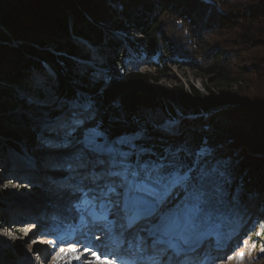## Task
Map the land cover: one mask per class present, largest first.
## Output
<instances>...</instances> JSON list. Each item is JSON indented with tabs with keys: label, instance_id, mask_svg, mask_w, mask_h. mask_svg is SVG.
Wrapping results in <instances>:
<instances>
[{
	"label": "trees",
	"instance_id": "1",
	"mask_svg": "<svg viewBox=\"0 0 264 264\" xmlns=\"http://www.w3.org/2000/svg\"><path fill=\"white\" fill-rule=\"evenodd\" d=\"M153 11L158 14L148 19ZM0 28V82L29 90L37 74L27 81L30 73L42 71L44 62L56 75L57 96L91 101L106 137L142 131L144 144L157 152L182 148L189 163L207 147L213 162H221L230 202L245 205L252 195L264 198V100L252 97L246 85L253 78L264 81V0H0ZM113 30L141 35L131 44L133 52L157 56L156 64L145 71L126 70ZM73 37L102 49L105 83H92L89 70H74L71 57H79L85 44L79 46ZM13 41L22 43L14 48ZM182 62L210 85L205 94L191 86L187 99L181 97V113L195 117L170 125L174 114L163 109L152 84L165 76L167 64ZM9 106L31 107L0 85V111ZM40 129L23 115L1 116L0 148L17 150L10 141L17 135L35 143ZM257 224L264 235V215Z\"/></svg>",
	"mask_w": 264,
	"mask_h": 264
},
{
	"label": "snow or ice",
	"instance_id": "2",
	"mask_svg": "<svg viewBox=\"0 0 264 264\" xmlns=\"http://www.w3.org/2000/svg\"><path fill=\"white\" fill-rule=\"evenodd\" d=\"M74 124L67 135L83 121ZM144 139L142 131L111 139L89 129L82 148L71 157L69 170H83L69 186L74 219L101 226L113 245L128 252L127 258L114 257L88 244L74 259L83 257L86 264H196L193 254L210 236H218L228 221L233 209L225 191V172L221 162L211 159V149L202 147L189 163L184 149L157 152ZM62 242H52V264L65 253L77 252L75 246L56 251L55 245ZM228 250L224 245L216 258L219 264L233 259ZM234 255L243 260L242 250Z\"/></svg>",
	"mask_w": 264,
	"mask_h": 264
},
{
	"label": "rangeland",
	"instance_id": "3",
	"mask_svg": "<svg viewBox=\"0 0 264 264\" xmlns=\"http://www.w3.org/2000/svg\"><path fill=\"white\" fill-rule=\"evenodd\" d=\"M118 5V4H116ZM119 6V5H118ZM158 13L156 11H153L148 19H152L154 16H156ZM119 15V14H118ZM120 18V17H119ZM72 26L71 21L69 22L68 30H70ZM0 30L4 31L2 28ZM111 31V30H108ZM115 30H113L114 32ZM185 36V35H184ZM124 37H127L132 43H136V40H139L142 38V36L138 35L136 32H131L125 34L124 32H118L115 31L112 35L113 40L119 43V53H124L123 51L127 48V43L123 41ZM121 38V39H120ZM186 38V37H185ZM72 41H74L79 46H83L84 43L81 44V39L78 37L71 38ZM127 39V40H128ZM22 42L19 41H13L9 45L11 47H18L21 45ZM86 47L84 48V52L80 54V56H85L84 60H79L77 58L71 57L72 64L74 65V70L78 73H81L84 68H87L86 70L90 69V61L92 63L99 64L98 57L97 60L95 56L90 57L91 53H98L99 51L96 49H100V52L102 53L101 56H103V51L100 47ZM104 49H106L104 47ZM48 52H52L51 47L46 49ZM127 53L129 57L132 56V52L130 48H127ZM88 54V55H87ZM264 54V53H263ZM98 55V54H96ZM87 57L89 60H87ZM80 58V57H79ZM94 58V59H92ZM103 58V57H102ZM232 58V61L235 60L234 57ZM76 59V60H75ZM77 60H79L77 63H75ZM199 61L202 62V60L199 58ZM88 61V62H87ZM152 62V60H151ZM181 62V61H180ZM143 65H141V69L145 70L143 68H146L145 66L148 65L147 62L144 63L142 61ZM236 63V62H235ZM234 63V64H235ZM79 65L80 67H78ZM40 67L42 71L37 72L33 71L30 73L31 76L28 77L27 81H29L32 77V75H35L36 73H47L45 76L48 77L50 75L52 77V73H50L49 69L50 67L44 63H40ZM100 67H104L103 64H100ZM128 67H131L130 64H128ZM248 67V66H247ZM85 70V71H86ZM100 71L93 70V74L90 75V80L92 83H98V82H106L104 72H102L101 68H99ZM167 73L165 76H163L158 82H155L152 84L153 91H155L158 100L163 107V109L171 110L174 114V118L171 117V125L177 124V119L182 118H191L195 117L194 115H188L185 116L181 113V97L183 96L185 99L190 95V87H194L197 89L200 93L205 94L204 87L206 85H210V80L208 78H199L196 71L192 70L191 67L187 66V64L182 63H170V65H166ZM90 71V70H89ZM44 76V75H43ZM56 76V75H55ZM47 77L45 80H47ZM35 78H37V74L35 75ZM37 80H42L41 78H37ZM52 78L50 79V81ZM0 85L2 87L10 88L14 92L16 91L20 98H24L26 100V97L30 99L31 93H33L34 88L31 87L29 90L25 89H19L16 86H10L4 82H0ZM55 85L56 83L52 84V91L48 90L46 91L48 94V101L52 100L55 103L53 104L55 109L60 112L62 115L63 112H65V117L67 119H76L77 121H83V124H81L80 127L76 129L72 135H70L69 138L72 136H76L79 138H84L85 134L89 129H98V122H97V113L94 110H89L84 107H79L75 104V101L64 100L61 97L57 96V93L55 91ZM247 87H249V94L252 97L257 96V98H261L264 100V81H255L254 78L252 80H249V83L246 84ZM249 85V86H248ZM51 84L47 82L46 87L47 89L50 88ZM46 90V88H45ZM44 90V91H45ZM225 90V88H224ZM26 96V97H25ZM78 101V100H77ZM27 102V100H26ZM72 105H68L71 104ZM76 105V106H75ZM60 108V110H59ZM27 113L24 114L22 111L23 109L20 107H8L4 109V111H0V117H5L9 120H16L21 115L26 117L28 120L30 119V124L32 126L37 125L42 126V128L48 127L50 122H52V119L47 120V117L44 115H38L36 114V111H32L30 108H25ZM31 111V113H30ZM201 112V111H200ZM31 115V116H29ZM59 115V117L61 116ZM200 116H205V114L200 113ZM73 116V117H72ZM65 119L61 120L56 124V121H54V124H52V127L64 125L61 129L68 131L65 125ZM50 127V128H52ZM73 127V126H72ZM75 127V126H74ZM43 129V130H44ZM13 131V129H10ZM46 130L49 131V128ZM16 132V131H13ZM20 136V135H19ZM17 135L16 140H10L13 142L14 146H16L18 149L14 148H0V264H27L30 261V264H35V260L33 261L34 256L29 253L31 245L29 242L25 241L24 235H17L19 239H15V242H11L10 238L7 237V234H9L8 227L9 225H13V222H16L19 217H23L24 215H27V213L36 214L35 216L37 218L43 217L42 214L39 212L44 210L43 208V202L45 199V195H41L38 193L33 192L34 190H31L30 188V181L31 176L33 175H24L23 178H20V182L16 180V176L14 173L15 168L17 167L16 163H11V161H8L7 159L10 157V159L13 162H16L19 164L21 162L24 164V167L22 170L30 169L33 166H43L45 170L47 168H50V171H54L55 167H59L58 163L62 161V159H65V156H63V152L67 151L70 147L69 144H58L59 150H55L52 152H49V148H47L45 142L46 138L44 139L43 136L37 134V138L44 141L40 142L36 141L35 143H29L28 141H25L24 138H20ZM53 138L56 139V137L53 135ZM0 140H4L2 136H0ZM75 144V142H73ZM78 147V146H77ZM82 147L76 148V150H80ZM19 150V151H18ZM22 154H20V153ZM70 152V151H69ZM196 153V152H195ZM67 154V153H66ZM67 158V157H66ZM71 157H68L67 159L70 160ZM9 159V160H10ZM66 160V159H65ZM48 161H53L52 163L48 164ZM20 167V164H19ZM33 173V172H32ZM17 175V174H16ZM27 177V178H26ZM36 177V176H34ZM37 178V177H36ZM13 179H15V183L13 184ZM27 180V181H26ZM35 180V178H34ZM26 183L28 186H26ZM40 185V184H39ZM39 190V189H38ZM256 199V201H255ZM264 198L263 197H257L252 195L250 197V200L248 199L245 201V205L236 204L234 202L230 203V208L233 209V211L229 214L228 221L224 224V226L221 229L220 234H226L228 235V238H226L228 241L226 245L230 243L228 246L229 250L227 252V255H233V259L231 261H228V264H264V252L261 251V249H264V235L261 233V229L259 224H256V221L259 220V217L264 215ZM49 207V206H48ZM246 207V208H245ZM26 209V210H24ZM16 212V214H15ZM19 212V213H18ZM26 212V213H25ZM39 213V214H38ZM45 215V214H43ZM15 217V218H14ZM45 217V216H44ZM44 219V218H43ZM26 221V220H23ZM23 225V224H21ZM26 227L24 226L23 229ZM19 229H16L15 231H18ZM13 237L16 238V234ZM212 237L206 239L207 242L214 241ZM247 241V243H244V241ZM19 243V244H16ZM211 242H209L210 245ZM19 245L21 247L22 253L24 251L29 255L27 257L26 262L24 261L25 256L24 254L21 255L20 260L19 255L15 254V246ZM22 245V246H21ZM238 245V247H237ZM205 250L202 254L206 252L210 248V246H206L204 244ZM238 250H242L244 253L243 260H240L235 257L234 253ZM200 254L198 257L195 258L196 264H198L200 257L202 256ZM222 251L221 254L222 255ZM220 255L215 256L212 260H210L209 264H219L218 261H216V258ZM204 259V258H203ZM226 259V256H225ZM23 260V262H21Z\"/></svg>",
	"mask_w": 264,
	"mask_h": 264
},
{
	"label": "bare ground",
	"instance_id": "4",
	"mask_svg": "<svg viewBox=\"0 0 264 264\" xmlns=\"http://www.w3.org/2000/svg\"><path fill=\"white\" fill-rule=\"evenodd\" d=\"M121 39V38H120ZM125 39L126 38H124L123 39V41H125ZM126 42V41H125ZM127 43V42H126ZM85 45H87V44H85ZM84 45V47H86ZM88 47H89V45H87ZM127 46H128V44H127ZM91 47V46H90ZM96 54H98V55H96ZM102 55V53L101 52H98V53H91V56L90 57H93V56H95V58H96V60H97V58L98 57H100V58H98V60H99V62H103L104 61V56H101ZM103 57V58H102ZM93 59V58H92ZM78 61H76L75 63H77ZM92 62L90 61V69H88V70H90L91 72L95 69V67H93L92 66ZM78 67H80L79 65H77ZM87 68H84L83 69V71H81V72H85V70H86ZM87 71V70H86ZM45 74H47V73H37V78H41L42 80H45L46 79V77L47 76H45ZM44 75V76H43ZM37 78H35L34 77V79H33V87H41V88H47L46 87V84H47V82H49L50 84H51V86H50V88H48L47 89V91L48 90H53L52 88V83H53V78L50 76V75H48V77H47V80H45V81H41V80H37ZM52 78V80L50 81V79ZM35 85V86H34ZM35 87V88H36ZM55 103V101L53 102L52 100H49L48 101V99H47V101H46V104H48V105H53ZM87 109H89V110H94V108L92 107V106H88L87 107ZM64 115H66V114H64ZM68 117V116H67ZM66 117V118H67ZM73 117V116H72ZM52 124H54V122H51L50 124H48L49 126L48 127H46L43 131L45 132V133H47L48 132V130H46L47 128H49V127H52L53 125ZM60 127V126H59ZM53 128V127H52ZM62 127H60V128H56L53 132H51V133H49V137H51V139L55 142V141H58V142H60V140H61V137H62V135H65V133L67 132V131H65V130H63V129H61ZM53 135L56 137V139L55 138H53ZM40 140V139H39ZM38 140V141H39ZM40 142H44V141H42V140H40ZM66 152L67 153H69L70 154V152L69 151H64L62 154H63V156H65V155H67L66 154ZM10 159V157L7 159L8 161H11V163H16L17 164V166H18V168L17 167H14L15 168V170H14V173H15V176H16V180H17V182L20 180V178H23L24 177V175H26V176H28V175H33V177L31 176V180L30 181H28L29 183H30V188H31V190H37V189H46L48 186H49V183L47 182V179H53V178H57V176H55L53 173H52V171H50V168L48 169L47 168V170H45L44 168H43V166L41 165H39V166H33V167H31L30 169H25V170H22V168L24 167V164H22L21 162H19V164H20V167H19V164L17 163V161L16 162H13L11 159ZM66 159V160H65ZM63 158L62 159V161L60 162V164L58 163V166H59V168L60 167H63V168H65V166L66 165H68L69 164V162H70V160H68L67 158ZM53 162V161H52ZM51 161H48V164L49 163H52ZM53 164V163H52ZM49 165H51V164H49ZM33 172V173H32ZM17 174V175H16ZM34 176H36V177H34ZM27 178V177H26ZM34 178H35V180H34ZM27 181V180H26ZM20 182V181H19ZM40 184V185H39ZM44 210H42L41 209V211H39L41 214H45V211H47V210H50L51 208H49V207H44L43 208ZM24 210H26V209H24ZM19 213V212H18ZM26 213V212H25ZM15 214H16V212H15ZM15 218V217H14ZM23 220H26V221H23ZM33 220V217H32V215L31 214H29V213H27V215H24L23 217H19L18 218V220H16V222H13V224H16V225H21V224H23V225H29V223H31V221ZM19 228V227H18ZM9 238V237H8ZM82 242H80V244H81ZM38 244V243H37ZM35 259H33V261H34ZM27 264H30V261H29V263H27Z\"/></svg>",
	"mask_w": 264,
	"mask_h": 264
},
{
	"label": "water",
	"instance_id": "5",
	"mask_svg": "<svg viewBox=\"0 0 264 264\" xmlns=\"http://www.w3.org/2000/svg\"><path fill=\"white\" fill-rule=\"evenodd\" d=\"M13 143V142H12Z\"/></svg>",
	"mask_w": 264,
	"mask_h": 264
}]
</instances>
